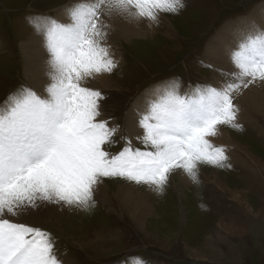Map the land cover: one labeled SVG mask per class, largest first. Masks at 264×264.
Here are the masks:
<instances>
[{
	"label": "snow or ice",
	"instance_id": "1",
	"mask_svg": "<svg viewBox=\"0 0 264 264\" xmlns=\"http://www.w3.org/2000/svg\"><path fill=\"white\" fill-rule=\"evenodd\" d=\"M182 0H83L67 9L69 22L29 18L42 35L49 59L45 95L31 88L10 94L0 105V264H62L51 234L17 222L46 205L88 209L103 179L119 178L163 193L182 170L199 183V166L230 167L225 146H217L220 126L241 130L237 96L264 87V28L242 30L227 55L233 71L220 72V86L173 80L152 90L138 113L148 150L125 146L105 150L119 133L98 119L103 94L87 87L118 66L107 40L117 17L158 24L160 14H177ZM107 18V19H106ZM213 68L211 64L203 65ZM16 218V219H13ZM136 264H146L136 258Z\"/></svg>",
	"mask_w": 264,
	"mask_h": 264
},
{
	"label": "rangeland",
	"instance_id": "2",
	"mask_svg": "<svg viewBox=\"0 0 264 264\" xmlns=\"http://www.w3.org/2000/svg\"><path fill=\"white\" fill-rule=\"evenodd\" d=\"M54 1L0 0V105L4 104L10 94H15L22 88H31L24 74V67L22 65L23 54L20 47L23 41L30 39L35 32L37 33L33 25L29 23V18L53 17L54 9H60L64 6V4H53ZM182 2L184 7L177 14H167L174 19L173 28L176 31V38L163 39L162 36L158 35L144 41L136 40L138 39L136 38L130 45L125 44L124 49L121 46V41H116L120 57L122 60H125V63L124 66L120 64L121 66L112 72V77L121 84L122 88L118 91H112L111 95L110 92L105 96L103 94L105 99L102 102L103 105L105 104L104 110L107 118L111 121L114 120L115 124L124 127V129L126 124L125 113L129 110L133 101L137 97L141 98L144 92L149 91L150 88L158 87V84L160 86L164 85L169 80L173 81V79L179 80L182 87L186 89H188V83L192 86L196 84H209L211 79L217 74L212 68L203 66L208 65L202 50L205 43H207L213 34L215 36L226 23L231 22V24H234L236 23L234 20L249 16L254 8L262 4L264 0H182ZM233 132L236 135L239 134V132ZM121 135L126 137L123 134ZM247 136L250 138L247 139ZM120 137H115L114 143L104 146L105 150L111 155L117 154L118 149L125 146L126 141ZM127 139L129 140V138ZM248 140L254 142L253 146L256 150H254V147ZM239 141L245 142L246 145L249 144L251 148L253 147V151H258L257 153L264 157V140L262 138L256 140V136L252 133H245L244 137ZM255 143L257 146L254 145ZM132 146L133 148L148 150L141 143L132 144ZM199 168L204 171H214L220 174L223 180H225V177H228L229 180L227 179V181L229 183L237 182V179H239L242 185H244L243 182L248 181L247 179L250 178L244 171L240 170L241 174L238 173L236 166L235 168L225 167L230 170L227 173L225 172V168L207 165H200ZM230 178L235 179L232 181ZM201 179L199 177V181ZM106 180L136 186L134 183L119 178H108ZM195 184L202 187V183L201 185ZM242 185L239 187L241 191L246 189L245 185L244 187ZM137 186L145 187L144 185ZM170 190L172 189L167 185L163 192L165 198L163 200L162 196L160 197V201H163L162 204L158 205L157 209L159 210V219L146 221V225L148 226L146 229L149 232L152 231L160 235L169 236L178 227L183 225L185 232L192 233V236L186 235L185 241L190 243V247L192 245L195 246L199 241L201 242V232L205 228V226L200 225L201 220L199 218L206 219L208 217L206 220L210 219V221L212 219L205 212L201 215L200 211H198V208L201 207L202 197L205 194L201 190H192V188H190L189 192L188 190L184 191L187 197L181 201L179 210L185 215L186 219L192 220V225L190 222L187 223L186 219L185 221L181 220L179 212L176 209V204L179 203L178 199L174 197L176 202L168 197L171 192ZM188 195L191 197L195 195L192 197L193 200L195 198V203L192 202L193 200H189ZM261 197L262 195L258 198ZM94 200V204L90 205L86 210L79 209V213L71 211L62 218H53L50 214V218L47 216L48 221L44 224L36 220H29V226L37 227L50 233L54 243V253L64 259H68L73 264H134L136 258H142L146 263L151 262L154 264H156L155 259L157 258V264L160 261H163L165 264H173L172 262H175V264L219 263L186 259V252L183 249H181L179 254H169L172 258L176 257L173 258L175 261L171 260L166 256L168 254L156 245L157 243L152 237H142L135 228L126 224L113 202L111 210L97 199L94 198ZM107 200L114 201L112 193H108ZM190 201L192 204H196V207L194 205L191 208L189 205L191 204ZM213 212V217H217V213ZM228 214L229 217H232L231 213ZM235 214L233 215L235 217L239 215L238 212ZM175 218L177 220V228ZM127 223L129 222L127 221ZM246 233L245 239L241 237L243 239L235 238L231 241L234 247H232V251L240 254L239 260L219 264H264V227L262 226L260 230L251 228L246 230ZM102 234H104V240L100 242L96 237ZM190 236V240H187ZM256 238L257 240H255ZM87 240L93 244H82V242ZM79 242H81L82 248L77 246ZM181 256L185 259L182 260ZM166 258L168 259L166 260Z\"/></svg>",
	"mask_w": 264,
	"mask_h": 264
},
{
	"label": "bare ground",
	"instance_id": "3",
	"mask_svg": "<svg viewBox=\"0 0 264 264\" xmlns=\"http://www.w3.org/2000/svg\"><path fill=\"white\" fill-rule=\"evenodd\" d=\"M80 2H83V0H55L53 4H64V6L60 9H54V14L51 18L62 23H68L69 19L66 10L74 4ZM253 3L255 2L253 1ZM160 16V22L158 24L151 25L147 20L136 21L120 17L107 20V22L111 24L107 43L111 47V51L114 54L115 60L118 61L117 68L121 66L120 64L124 66L125 60H122L120 57L119 48L116 41L120 40L122 43L121 46H123L122 48L124 49L125 44L130 45L136 38H138L136 40L144 41L157 35L162 36L163 39L174 38L176 36L175 28H173V17H169L167 14H160ZM234 22L236 23L231 24V22H228L223 25L217 34L215 36L213 34L207 43H205L204 48H202L206 63L213 65L214 67L212 70L218 75H215V77L212 78L209 83L213 86L219 87L223 79L218 70H234L232 65L229 63L227 52L229 48L235 47L237 38L241 31L249 30L253 25L264 28V2L257 6V8H254L249 16L241 17L237 20H234ZM20 48L23 54L22 65L24 67V74L28 84L37 94L45 95L44 89L49 83L48 77L45 74L48 67L47 61L49 56L45 48L43 36L35 32L30 39L22 42ZM168 82H171V80ZM189 85L191 84L188 83V89L181 86V93L190 91ZM159 86L160 84H158V87ZM87 87L99 90L102 94H104V96L106 94L108 95V92H110L111 95L112 91H118L122 88L121 84L112 77V73L96 76L94 79L88 81ZM153 89L154 88H150L149 91L144 92L141 98L137 97L133 101L131 107L125 113V129L124 127L118 126V124H115L114 120L111 121L107 118L104 110L105 104L103 105L102 100L100 101L102 115L98 119L107 120L109 126H117L120 131L116 137H120L121 134H123L129 138V140H131L133 145L140 143L139 140L136 139L138 136L142 135V129L138 126V113L144 111L146 107V100L152 94ZM234 102L240 109L238 114V123H240L242 126L241 130L220 126L221 131L219 135L211 139L215 145L226 147L227 155L229 157L227 163L231 165L230 167L235 168L236 166L238 173H240L241 170L250 176V178L247 179L248 181L243 182L246 189L242 191L239 189V187L242 185V182L239 179H237V182L229 183L227 181V179L229 180L228 177H225V180H223V177L220 174L211 170L204 171L200 168L199 177L202 179L198 184L201 185L202 183V187L193 183L185 174H183L182 170H177L171 176L168 183V187L172 189L170 190L171 194L169 193L168 197L175 201L176 199L174 197L178 199L179 203L176 204V209L179 212L181 220L184 221L186 217L179 210V205L182 203L181 201L187 197L184 191L188 190L189 192L190 188H192V190H201V192L205 194L204 197H202L203 200L202 203L200 202L201 207L198 208V211H200L199 213L201 215L204 214L203 212H205L210 218L212 217L213 220H206L208 217L206 219L199 218L201 220L200 225L203 227L205 226V228L202 229L204 233L203 231L201 232V242L199 241V243H197L195 246L192 245L190 247V243L185 241L186 235L192 236V233L187 231L185 232L183 225L178 227L176 218V228H178L169 236L160 235L152 231L149 232L146 229L148 227L146 225V221H151L152 219L159 217V210L157 209L158 205L162 204V201L165 198L163 193L161 194L150 190L147 186H133L127 183H115L103 179V182L98 185L97 191L94 195L95 199L103 203L104 206L111 210L113 202L116 205L115 207L122 217V220L132 228H135L142 237H152L157 243L156 245H158L162 251L166 252L168 254L166 256L171 260H174L173 258L176 257L172 258L169 256V254H179L181 249H183L186 252V259L190 258L192 260L198 261H209V263H227V261H238L240 254L232 251L233 245L231 241L235 238L243 239L245 235H247L246 230L248 229L255 228V230H260L262 226L264 227V157L260 156L257 153L258 151H253L254 142H252V140H248L252 144V148L249 144L246 145L245 142L239 141L244 137L245 133H252L254 136H256V140H258V138H262V140H264V87L259 85L251 86L249 89L244 90L241 95L237 96ZM233 131L239 132V134L236 135ZM240 133L243 134V136H241ZM249 138L247 136V139ZM254 145H256V143ZM254 150H256L255 147ZM229 171L230 170L228 168H225L226 173ZM231 179L233 181L235 178H230V180ZM244 185H242V187H244ZM108 193H112L114 196V201L107 200ZM260 195H262V197L258 198ZM161 196L163 198L162 201H160ZM192 197L189 196V200H193ZM194 200L192 202H194ZM192 202L191 204L188 202L191 208L194 205V207H196V204H192ZM213 210L217 213V217H213ZM71 211L74 213L80 212L78 208H62L58 205H46L35 211L30 210L28 214L19 217L17 222L29 225V220H36L37 222L44 224L46 221H48L47 216H49V218L51 215L53 218H62ZM236 212L239 213L237 217L233 216L236 215ZM228 213H231L232 217H229ZM127 221L129 223H127ZM191 221L192 220L186 219L187 223L190 222L193 225ZM194 231L193 235L195 234ZM80 232L83 233L82 230H80ZM191 236L187 240H190ZM96 238H98V241L101 242L104 240V234L97 236ZM181 240H183V242H181ZM255 240H257V238ZM84 243L89 245L93 244L88 240L82 242V244ZM77 246L82 248L81 242L77 243ZM55 255L60 261H62V264H73V262L69 261L68 259H64L57 254ZM168 258H166V260ZM182 258V260L185 259L184 257ZM157 262L158 258L155 259L156 264ZM172 263L175 264V262ZM134 264H136V261H134ZM146 264L154 263L149 262ZM159 264L165 263L160 261Z\"/></svg>",
	"mask_w": 264,
	"mask_h": 264
}]
</instances>
